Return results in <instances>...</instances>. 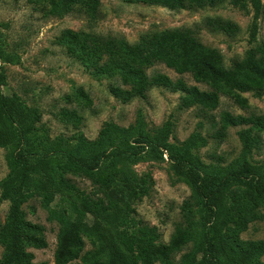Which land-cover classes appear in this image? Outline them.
Returning <instances> with one entry per match:
<instances>
[{
	"label": "rangeland",
	"instance_id": "1",
	"mask_svg": "<svg viewBox=\"0 0 264 264\" xmlns=\"http://www.w3.org/2000/svg\"><path fill=\"white\" fill-rule=\"evenodd\" d=\"M56 1L0 0V69L4 74L0 95L36 109L39 133L53 141L65 137L57 146L66 149L69 137L80 133L94 140L106 122L122 128L139 124L150 138H158L168 123L167 141L181 146L190 140V155L202 173L213 177L240 173L248 163L259 167L264 188V86L259 84L264 80V0H260L256 17L251 0H195L193 4L188 0L170 4L67 0L71 9L65 14L51 12ZM162 33L165 48L148 38ZM143 47L162 53L168 50L187 69L178 73L162 61L142 70L130 69L125 53ZM252 56V70L236 72ZM204 67L220 75L235 72V85L231 82L220 89L204 76L196 80L195 73ZM204 93L217 97L215 108L196 100L204 98ZM226 114L234 120L224 122ZM248 128L252 147L242 157L238 132ZM8 150L0 147V181L8 173ZM97 172L110 182L109 187L96 178L65 170H59L57 177L68 179L76 190L105 205L128 206L139 225L154 228L157 243L168 244L177 228L197 236L207 221L201 198L192 195L164 151L144 146L132 159L113 156L103 160ZM136 186L147 187L146 193L130 194ZM226 204L232 206L233 215L226 233L233 234L243 219L247 224L239 239L258 241L264 247V202L244 184H233L226 193ZM59 206V197L46 206L37 191L21 206L25 220L41 226L46 241L43 248L25 246L34 263L54 264L59 224L48 219L47 210ZM9 207L0 190V234L6 231ZM86 218L93 222L91 216ZM23 241L26 244L30 239ZM82 241L83 248L68 264H84L83 253L93 250L90 238L83 236ZM5 248L0 242V259ZM193 249L194 242L188 241L171 254V262L180 264L183 255ZM259 261L264 264V252Z\"/></svg>",
	"mask_w": 264,
	"mask_h": 264
},
{
	"label": "trees",
	"instance_id": "2",
	"mask_svg": "<svg viewBox=\"0 0 264 264\" xmlns=\"http://www.w3.org/2000/svg\"><path fill=\"white\" fill-rule=\"evenodd\" d=\"M171 1L160 0L168 4ZM233 1L238 3V0ZM251 1L256 17L260 0ZM188 2L193 4L195 0ZM53 4L52 13L65 14L71 9L67 0H57ZM255 31L254 22L250 33L252 39ZM164 35L154 34L148 38L150 42L163 47ZM124 58L126 65L135 70H142L154 61H162L178 73L187 69L182 65L183 61L171 57L168 50L162 53L160 50L143 47L136 52L125 53ZM253 60V56L248 58L236 72L252 70ZM234 74L235 72L224 71L220 75L214 69L204 67L194 76L196 80H201L204 76L217 88L224 89L231 82V86L235 85L237 75ZM3 82L4 74L0 69V85ZM259 84L264 86V80H260ZM203 95L204 98L196 100H200L206 108H215L217 97L209 93ZM231 120L234 119L229 115L224 116V122L229 123ZM237 120L242 119L238 117ZM38 121L39 113L36 109L28 108L15 97L6 98L0 95V147L9 148L6 154L8 173L0 181V190L1 198L10 203L6 231L0 234V242L6 246L0 264H46L34 263L33 254L25 248L46 246L41 234L42 227L26 221L21 209L23 202L34 191L41 193L46 206L59 197V208L47 210L48 219L59 224L54 264H68L76 258L83 248V236L90 238L94 246L93 250L83 253L81 260L84 264H153L156 261L173 264L170 260L171 254L188 241L194 242V249L183 255L180 264H263L259 261L264 252L262 243L242 241L238 237L240 231L246 228L245 220L240 219L236 223L237 229L231 231L233 234L226 233L233 216L232 206L226 204V193L233 184H244L253 191L255 197L264 202V188L261 177L258 176L259 167L244 163L240 173L234 171L215 177L207 176L193 162L189 152L192 146L190 140L184 141L181 146L167 141L170 131L168 123L163 126L158 138H150L144 134L139 124L122 128L106 122L94 140H87L77 133L68 138V148L60 149L57 143L65 140V137L58 136L56 141L49 139L46 134L39 133L36 125ZM135 127L138 128L136 131ZM250 132V128L238 132L242 157L252 147ZM144 146L164 151L172 162L173 169L185 178L192 195L201 198L208 216L199 235L192 236L177 228L168 244L157 243L158 235L154 228L139 225L131 216L128 206L118 202L105 205L101 199L76 190L68 179L57 177L59 170H65L90 179L96 178L103 186L109 187L110 182L97 172L103 160L113 156L132 159L143 151ZM146 191L147 187L136 186L130 188L129 193L135 196L137 192ZM235 205L239 208L241 206L238 202ZM69 211L71 214H68ZM88 215L93 222L87 220ZM25 237L30 239L29 243L24 244Z\"/></svg>",
	"mask_w": 264,
	"mask_h": 264
}]
</instances>
